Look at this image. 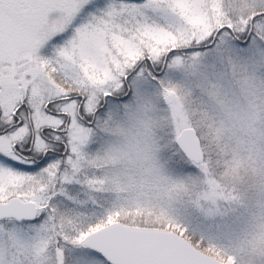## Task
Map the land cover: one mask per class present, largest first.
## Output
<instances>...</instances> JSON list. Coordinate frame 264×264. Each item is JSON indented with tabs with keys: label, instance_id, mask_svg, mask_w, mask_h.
I'll use <instances>...</instances> for the list:
<instances>
[{
	"label": "snow or ice",
	"instance_id": "obj_1",
	"mask_svg": "<svg viewBox=\"0 0 264 264\" xmlns=\"http://www.w3.org/2000/svg\"><path fill=\"white\" fill-rule=\"evenodd\" d=\"M0 264H264V0H0Z\"/></svg>",
	"mask_w": 264,
	"mask_h": 264
}]
</instances>
